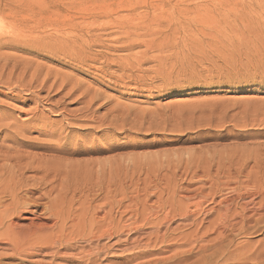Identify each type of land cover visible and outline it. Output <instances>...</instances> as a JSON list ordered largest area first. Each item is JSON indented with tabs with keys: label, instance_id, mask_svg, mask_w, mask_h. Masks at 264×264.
Listing matches in <instances>:
<instances>
[{
	"label": "rangeland",
	"instance_id": "rangeland-1",
	"mask_svg": "<svg viewBox=\"0 0 264 264\" xmlns=\"http://www.w3.org/2000/svg\"><path fill=\"white\" fill-rule=\"evenodd\" d=\"M0 40L1 190L49 171L95 264H264V0H0Z\"/></svg>",
	"mask_w": 264,
	"mask_h": 264
},
{
	"label": "bare ground",
	"instance_id": "bare-ground-1",
	"mask_svg": "<svg viewBox=\"0 0 264 264\" xmlns=\"http://www.w3.org/2000/svg\"><path fill=\"white\" fill-rule=\"evenodd\" d=\"M129 24L132 25V27H133V24H131V23H129ZM33 38H37V36H34ZM33 38L31 37V39H33ZM31 39H29V40L31 41ZM0 44H2V45H9L10 43H9L8 40H4V41H1L0 40ZM129 46H130V44H129ZM25 104H26V102H25ZM7 112H8V109L6 110L5 113L3 111L4 115ZM0 113L2 114V112H0ZM4 115H3V117H4ZM8 115H6V116L9 117ZM1 117H2V115H1ZM8 120H12V119H9L8 118ZM1 127H2V129L0 130L1 132H3V129H4V135H3V137H0L1 141H5L6 142V141H19L20 140L18 138V136H19L20 133L17 132V131H12L11 129H9L10 128L9 124H1L0 125V128ZM54 134L55 133H53V135ZM56 135L58 136V134H56ZM54 137H56V136L54 135ZM65 137H67V136H65ZM59 138H60V136H59ZM59 138L58 139L56 138L57 141L54 142L53 144H47L46 143L45 147H47L49 149H53L55 151L64 150L65 149L64 148L65 147V142H67L68 140L65 141V139L63 140V139H59ZM1 147L2 148H5L6 151H7V153H8V151H10L13 148V146L11 147L9 144L6 145V146L5 145L4 146L1 145ZM17 149L18 148H16V150ZM21 150L23 151V149H21ZM2 152H3V150H2ZM1 154H0V156L2 157V160H4L6 162V164H7V161H11L12 160V157H13L12 155H8V154L1 155ZM26 154H27V152H26ZM17 155H19V154H17ZM16 160H17V163H18L19 160L18 159H16ZM2 163L3 162H1V165H3ZM66 168H67V166H66ZM66 168H65V171L66 170H69V168H67V169ZM65 171L63 170L64 174H65ZM29 172H34L35 174L41 173V175L40 176L37 175V177H33V176L32 177H29V176L26 175ZM60 173L62 174V172H60ZM66 173H67V171H66ZM1 175L3 176L4 174H0V176ZM47 175H49V171H47V170H41V169H39L36 166L31 167V165H30V168L25 167V168H22V169H19L18 171H16V177H18V180L16 179L17 181L14 182L15 184H13L14 177L11 176L12 178H11L10 181L13 184V186H9L7 184L9 186V188L8 187L7 188L3 187L2 190L0 189V207L2 208L1 211H0V227L5 226V229H6L7 235H8V238H7V243L8 244H7L6 248H4V249L9 250L11 256H13V255H23V256L26 255V257L27 256L28 257L41 256V257H45V258H50V260L48 261L50 263H48V264H53V262L56 259L61 260L63 262L72 263V264H95V261H96L95 255H98V253L100 252V247L101 248L104 247L103 245L102 246H99L98 245V243H100L98 241L101 240V236L100 237H94V236L85 234L81 229H79L77 227L76 224H73L74 221H75V218H76L75 216L78 215V214L76 213V215H74V212L71 210L72 208L70 209L71 204L68 205V208H67L66 207V204L65 205H62L63 200H62V202H60L57 198H55V199H51L50 198V195L53 192L52 191V188L54 186L53 187L51 186L52 188L51 187H48L49 183L47 181L48 179H46L47 178ZM54 175H56V174H54ZM86 176H87V174H86ZM5 177H6V175H5ZM8 177H9V175H8ZM51 178L52 177H50V179ZM53 178H54V181H55V177H53ZM9 179H10V177L8 178V180ZM63 182H65V180ZM68 184H69V182H68ZM187 189H189V188H187ZM237 189H238V187L236 188V190ZM73 191H74V189H72V193H73ZM196 191H198V190H196ZM199 192L201 193V191H199ZM34 194H35V197H34ZM73 194H75V193H73ZM63 195H64V193H63ZM6 196L8 197V199L10 201H9V203H6L5 204L6 199H7V198H5ZM64 196H67V195H64ZM201 196H202V194H201ZM201 196L200 197L198 196L199 197V200H200ZM238 196H239V194H237V198H238ZM73 197H75V196H73ZM70 198H71V196H70ZM195 198H196V195H195ZM205 198H207V197H205ZM245 198H246V196H245ZM242 200H243V198H242ZM86 201L89 202V199L86 200ZM90 202H89V204L87 203L88 205L86 206V209H87L86 211H88L89 208H90V206H89L90 205ZM228 202H229V204H231L230 201H228ZM202 203H203V200H202ZM202 203H201V205H202ZM194 204H195V202H194ZM229 204L228 203L225 204V206H226L225 209H228V207H230ZM245 204H247V201H246ZM245 204L242 205V203H241V205L244 206V207L247 206ZM195 205L198 206L199 203H197ZM222 205H224V204H222ZM40 206H42L41 207L42 208L41 209L42 211L39 212L36 209L39 212L38 213L39 215L37 214V212L35 210L32 211V212L34 214H36L37 218H39L38 216H42V214H43L44 215V220L50 221L51 224L48 225V223H46L47 221L46 222H42V223H36L34 221V219H32V218H29V217H21V215L23 213L28 212L30 208H32V207L33 208H37V207H40ZM88 206H89V208H88ZM199 207H200V205H199ZM99 209H100L101 212H103L105 210V208L102 207V206H98V210ZM96 211H97V209H96ZM94 212L92 214H94ZM106 212L107 213L108 212L111 213L110 210L109 211H105V213ZM83 213H84V210H83ZM83 213H82V215H83ZM84 215H85V213H84ZM73 217H75V218H73ZM95 217L96 216L94 215V216L91 217V219L92 220H95ZM19 219L28 221V223L24 225L21 222L23 224V225H21L20 223H18L16 221V220H19ZM102 219H104V218H102ZM114 243H115V245L117 247L118 244H119L117 238L114 241ZM100 245H101V243H100ZM112 246H113V244H112ZM42 263L45 264L46 262H42Z\"/></svg>",
	"mask_w": 264,
	"mask_h": 264
},
{
	"label": "snow or ice",
	"instance_id": "snow-or-ice-1",
	"mask_svg": "<svg viewBox=\"0 0 264 264\" xmlns=\"http://www.w3.org/2000/svg\"><path fill=\"white\" fill-rule=\"evenodd\" d=\"M261 79H264V72L261 73Z\"/></svg>",
	"mask_w": 264,
	"mask_h": 264
}]
</instances>
